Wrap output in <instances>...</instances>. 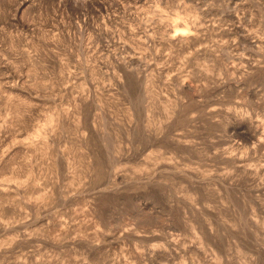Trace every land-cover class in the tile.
Wrapping results in <instances>:
<instances>
[{"label":"rangeland","instance_id":"rangeland-1","mask_svg":"<svg viewBox=\"0 0 264 264\" xmlns=\"http://www.w3.org/2000/svg\"><path fill=\"white\" fill-rule=\"evenodd\" d=\"M263 29L264 0H0V264H264Z\"/></svg>","mask_w":264,"mask_h":264},{"label":"bare ground","instance_id":"bare-ground-1","mask_svg":"<svg viewBox=\"0 0 264 264\" xmlns=\"http://www.w3.org/2000/svg\"><path fill=\"white\" fill-rule=\"evenodd\" d=\"M244 18V17H243ZM242 18V19H243ZM197 20V19H196ZM238 21V20H237ZM190 22V21H189ZM183 23V22H182ZM184 24V23H183ZM192 24H193V22H192ZM174 25V24H173ZM186 25V24H185ZM194 25V24H193ZM192 25V26H193ZM199 25H202V24H199ZM238 25V24H237ZM192 26H190V27H187V31H181V32H178V33H169V34H167V36H166V40L167 41H169V42H173V43H177V44H183V43H186V42H189L190 40H192V39H195V38H197L198 36H199V30H200V27L201 26H194V27H192ZM205 26H207V25H205ZM232 26H234V24L232 23ZM232 26H230V28L232 27ZM244 26V25H243ZM176 27V26H175ZM203 27V26H202ZM177 28V27H176ZM234 28V32H237V31H240V33H237L238 35L239 34H241V41L243 40L244 42L246 41L248 44H250V46H254V47H256V52L257 51H260V52H262V50H260L259 48H261V46H262V44H263V41H261V40H258V39H256V40H254L253 38H249L246 34H242V32H241V30H240V27H238V26H235V27H233ZM232 28V29H233ZM242 28V27H241ZM180 30V29H179ZM203 30V29H202ZM231 30V29H230ZM245 30V29H244ZM264 30V29H263ZM176 31V30H175ZM232 31V30H231ZM231 31H228V32H231ZM261 31V30H260ZM173 32H174V30H173ZM245 32V31H244ZM221 33V32H220ZM259 33V32H258ZM234 37H235V35H233ZM256 37V36H255ZM236 38V37H235ZM235 38H233L234 40H236ZM228 39H230V38H228ZM253 39V40H252ZM227 40V39H226ZM231 40V39H230ZM230 40H229V42H230ZM224 41V43H226V41L225 40H223ZM237 41H239V40H237ZM231 43H234V42H231ZM227 44V43H226ZM247 44V45H248ZM184 45V44H183ZM230 45V44H229ZM196 46V45H195ZM243 46V45H242ZM263 47V46H262ZM245 49V48H244ZM263 49V48H262ZM198 50V49H197ZM204 51V50H203ZM259 52V53H260ZM258 53V54H259ZM261 54V53H260ZM249 56V55H248ZM189 58V57H188ZM264 61V60H263ZM133 63V62H132ZM255 63V62H254ZM254 65V64H253ZM233 66V65H232ZM231 66V67H232ZM247 67V66H246ZM254 67V66H253ZM234 67H232V69H233ZM228 70V69H227ZM226 70V71H227ZM231 70V69H230ZM235 70H237L238 71V69H236V67H235ZM234 69H233V71L234 72H236ZM240 70V69H239ZM242 70V69H241ZM232 71V72H233ZM242 73V72H241ZM244 75V74H243ZM226 78V77H225ZM229 78V77H228ZM243 80V79H242ZM249 81V80H248ZM180 84H182V86H183V83H181V82H179ZM233 85H235V84H233ZM237 86H238V84H236ZM201 87V86H200ZM234 88H236V87H234ZM221 91V90H220ZM231 91V90H230ZM237 91V90H236ZM235 105V104H234ZM239 107V106H238ZM220 109V108H219ZM222 109V108H221ZM226 114V113H225ZM228 114V113H227ZM231 114V113H230ZM237 120V119H236ZM235 125V127H232L233 129H237V128H241V125H246V123L244 122V121H236V124H234ZM255 125V124H254ZM245 128V127H244ZM256 130H252V132H251V135H252V137L255 135L256 136V132H255ZM242 133V132H241ZM254 136V137H255ZM251 139V138H250ZM259 141V140H258ZM231 157V156H230ZM231 159V158H230ZM234 159V158H233ZM234 161V160H233ZM239 161V160H238ZM239 164H241V163H239ZM245 171V170H244ZM258 171V170H257ZM172 177V176H171ZM27 179V178H26ZM88 183V182H87ZM92 185V184H91ZM254 185V184H253ZM49 207V206H48ZM162 211V210H161ZM62 221V220H61ZM43 223V222H42ZM43 230V229H42ZM151 236V235H150ZM173 240V239H172ZM170 242V241H169ZM170 243H172V242H170ZM169 243V244H170ZM29 244V243H28ZM170 246V245H169ZM154 247V246H153ZM152 247V248H153ZM150 248H151V246H150ZM149 249V252H154L155 250L154 249H156V248H153V249ZM22 251V250H21ZM155 254V253H154Z\"/></svg>","mask_w":264,"mask_h":264}]
</instances>
